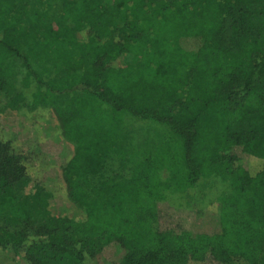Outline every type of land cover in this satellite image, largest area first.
I'll use <instances>...</instances> for the list:
<instances>
[{"label":"trees","instance_id":"trees-1","mask_svg":"<svg viewBox=\"0 0 264 264\" xmlns=\"http://www.w3.org/2000/svg\"><path fill=\"white\" fill-rule=\"evenodd\" d=\"M49 12L43 0H0V104L18 59L26 110L71 147L52 197L80 219L57 214L32 234L0 224V250L24 247L22 264H264V0H62L58 19ZM121 113L170 134L127 178L107 169L124 166ZM14 140L0 136V223L20 216L12 183L29 177L45 191ZM199 182L202 198L179 196ZM164 201L197 211L200 229L161 228Z\"/></svg>","mask_w":264,"mask_h":264},{"label":"rangeland","instance_id":"rangeland-1","mask_svg":"<svg viewBox=\"0 0 264 264\" xmlns=\"http://www.w3.org/2000/svg\"><path fill=\"white\" fill-rule=\"evenodd\" d=\"M32 6H36L39 0H29ZM50 4V19L56 20L60 16V6L62 0H43ZM11 75L7 82L6 94L9 97L7 105L0 104V136L10 133L14 140V147L24 155V159L29 163L31 170L41 178L45 191L39 189L35 181L29 177H24L14 182L10 186V193L13 204L20 214H6L1 220V226L11 232H24L32 234L47 219L57 215L65 214L75 219H80V214L68 203L56 200L51 194L57 179V165L62 160L69 157L71 147L69 145L58 146L52 136L44 135L37 125V110L27 111L26 106L30 103V92L32 89L20 88L18 81L22 74L21 61L11 59ZM139 68V63L135 69ZM69 94H56L55 99L59 104L69 102ZM119 127L113 136L115 149L121 151L124 156V166L120 169L115 161L108 162L107 169L120 173L127 178L136 162L142 160L149 151L154 152L164 146L170 139L168 129L162 125L152 123L148 120H140L131 117L126 113L119 115ZM260 161L250 159L249 172L254 173L260 167ZM35 175V176H37ZM182 175V174H181ZM162 180L167 178V172L160 171ZM183 199L199 200L204 196V186L199 182L193 188H183L180 190ZM49 192V193H48ZM57 203H56V202ZM16 210L14 213H16ZM158 224L161 228L179 227L183 230L197 231L200 229V221L197 218V211L177 209L169 205L166 201L157 204ZM151 209L145 207L143 217L151 219ZM24 247L11 254L9 249L0 250V264H22L24 263ZM51 264H75L66 256L55 257ZM105 264H114L107 261ZM228 264H244L238 259H232Z\"/></svg>","mask_w":264,"mask_h":264}]
</instances>
